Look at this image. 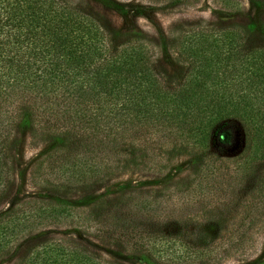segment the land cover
I'll use <instances>...</instances> for the list:
<instances>
[{
  "label": "trees",
  "instance_id": "trees-1",
  "mask_svg": "<svg viewBox=\"0 0 264 264\" xmlns=\"http://www.w3.org/2000/svg\"><path fill=\"white\" fill-rule=\"evenodd\" d=\"M250 34L237 23L190 26L176 38L179 69L171 75L156 63L153 38L114 30L84 5L0 0V205L14 186L21 132L49 146L33 184L60 196L87 193L130 169L161 170L177 149L220 147L231 121L248 139L232 181H219L211 167L210 179L196 170L174 190L124 194L88 211L42 200L9 207L0 213V256L21 235L62 223L141 254L143 264H220L241 254L263 208L251 203L242 218L249 224L219 238L191 222L206 215L207 194L236 193L246 166L260 174L250 196L264 205V34L258 46ZM17 264L119 263L74 241L42 239Z\"/></svg>",
  "mask_w": 264,
  "mask_h": 264
},
{
  "label": "rangeland",
  "instance_id": "rangeland-1",
  "mask_svg": "<svg viewBox=\"0 0 264 264\" xmlns=\"http://www.w3.org/2000/svg\"><path fill=\"white\" fill-rule=\"evenodd\" d=\"M76 6L84 5L87 11L104 17L110 27L117 31L136 28L155 40V60L169 74H175L179 67L175 59L174 44L181 32L195 24L231 25L237 23L251 28L249 41L258 46L263 44L260 38L264 34V0H198L194 4H184L171 0H71ZM233 132L227 135L220 147L211 144L203 154L192 149H177L164 156V165L158 171H124L114 176L101 187L85 193L60 196L41 185H34L32 172L36 160L49 149L44 142H34L24 132L18 136L14 150L16 164L14 186L10 197L0 205V213L9 207L33 201H52L70 207L88 211L101 201L114 200L121 195L148 194L163 188L174 190L182 179L194 178L196 170H201L205 178L210 179L211 167L214 177L220 180H233L235 164L248 151V139L237 121H231ZM212 159V160H211ZM213 162L215 164L213 165ZM241 185L234 186L236 193L218 191L219 196H208L202 204L203 212L191 223L205 229L213 238L225 236L232 228L241 223L244 214L252 206L263 208L254 203L259 186L258 172L251 167L243 168ZM208 182V181H207ZM210 184V182H209ZM208 188V187H207ZM225 189V188H224ZM208 190V189H205ZM252 222L253 231L247 248L241 253L228 257L220 264H259L264 261V213ZM42 239H64L84 246L106 260L119 264H143L141 254L132 253L112 245L106 238L87 234L72 225L54 224L37 228L33 232L21 235L0 256V264H17L26 249Z\"/></svg>",
  "mask_w": 264,
  "mask_h": 264
}]
</instances>
